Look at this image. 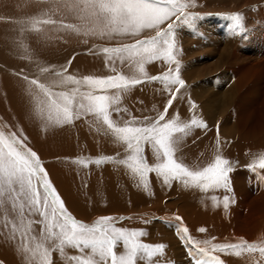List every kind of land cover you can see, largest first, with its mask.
<instances>
[{"label":"bare ground","instance_id":"1","mask_svg":"<svg viewBox=\"0 0 264 264\" xmlns=\"http://www.w3.org/2000/svg\"><path fill=\"white\" fill-rule=\"evenodd\" d=\"M47 8L46 0H0V129L7 126L27 137V146L40 154L49 178L72 214L75 209L76 216L79 212L81 217L77 219L91 224L98 214L117 212L118 216L113 217L125 218L118 220V227L143 230V242L166 244L163 259L174 264H192V261L177 232L152 220L158 216L175 224L180 223L175 218L181 217L190 234L200 241L215 237L214 242L218 243H234L240 238L264 243V181L260 179L264 170L260 169L257 175L247 167L264 154V0H197V6L190 10L198 13L199 18L192 26L184 25L177 30L176 55L186 85L173 102V108L182 118L190 119V101H194L198 105L197 113L208 124L207 129H195L186 138L179 155L190 166H204L215 154L219 126L221 152L234 164L230 178L235 202L227 210L222 198L229 193L223 189L203 192L185 188L179 182L169 187L152 173L150 187L145 190L137 186L124 166L78 165L75 163L78 158L125 155L121 145L98 133L88 120L44 130L38 120L30 118L27 84L22 75L31 78L38 74V63L66 67L68 74L78 78L108 75L111 73L105 67L104 57L93 54L97 48L132 43L154 33L145 30L136 38L109 39L83 32H57L51 27L41 34L26 30L24 22ZM232 13L242 15L243 32L234 34L227 18ZM68 22L80 23L75 18H69ZM167 67L163 61H156L146 65V70L149 75H156ZM120 70L130 73L127 67ZM167 99L169 94L158 82H149L127 93L123 106L135 117L154 116L156 111L163 110ZM172 111L170 108L169 112ZM121 115L129 118L124 113ZM145 154L149 163H153L147 146ZM212 196L220 199L219 206L213 205ZM4 221L5 216L0 214V225ZM36 227L38 230L39 226ZM201 227L207 231L199 232ZM117 251H123L122 245ZM66 252L78 254L70 248ZM219 255L225 264H252L247 254ZM53 260L54 264H66L58 253H53ZM0 264H26L16 245L2 233ZM138 264L148 262L138 261Z\"/></svg>","mask_w":264,"mask_h":264},{"label":"snow or ice","instance_id":"2","mask_svg":"<svg viewBox=\"0 0 264 264\" xmlns=\"http://www.w3.org/2000/svg\"><path fill=\"white\" fill-rule=\"evenodd\" d=\"M46 3L47 11L24 22L26 30L41 34L51 27L57 32H83L109 39L136 38L145 30L154 35L136 38L132 43L97 48L93 54L104 57L105 67L111 73L108 75L78 78L68 74L66 67L38 63V74L31 78L22 75L27 84L30 118L38 120L44 130L88 120L98 133L121 145L125 155L78 158L75 161L78 165L124 166L137 186L145 190L150 187L152 173L169 187L179 182L185 188L203 192L223 189L229 193L222 198L227 210L235 202L230 178L234 164L221 152L219 126L215 154L204 166H190L179 155L186 138L195 129L208 128L194 101H190V119L182 118L173 108V102L186 85L176 55L177 30L184 25L192 26L199 18L198 13L190 11L197 6V0H46ZM69 18L80 23L68 22ZM227 18L234 34L244 31L240 13L229 14ZM156 61L167 64V70L149 75L146 65ZM122 67L130 69V73L125 74L120 70ZM149 82H158L169 99L154 116H132L123 106L124 96ZM121 113L129 118L124 119ZM26 141L22 133L18 135L7 126L0 129V214L5 216L0 233L16 245L26 264H54L53 253H58L66 264H138V261L174 264L163 259L166 244L143 242V230L118 227V220L124 217L101 216L89 224L73 216L40 156ZM146 146L152 152L153 163H149L145 154ZM247 167L254 173L257 169L264 170V154ZM260 179L264 181V175ZM211 200L214 206L221 203L216 196ZM175 219L180 221L174 227L192 264H225L220 253L237 257L247 254L252 264H264V243L243 238L234 243H218L214 242L215 237L200 241L190 234L181 217ZM198 231L204 233L207 229L201 227ZM121 245L123 251H117ZM69 248L78 254L69 255L66 252Z\"/></svg>","mask_w":264,"mask_h":264},{"label":"rangeland","instance_id":"3","mask_svg":"<svg viewBox=\"0 0 264 264\" xmlns=\"http://www.w3.org/2000/svg\"><path fill=\"white\" fill-rule=\"evenodd\" d=\"M191 11V10H190ZM206 26H208V25H206ZM149 35H154V33L153 34H149ZM149 35H147V36H149ZM220 37H223V35L222 34H220ZM211 38H213V36L211 37ZM211 38H209V40H212ZM39 156H40V154L39 153H37ZM42 162H44L43 160H42ZM44 164V163H43ZM44 167L46 168V170H47V167H46V165L44 164ZM249 169V168H248ZM259 171H260V169H258L257 170V173H259ZM47 172H48V170H47ZM52 180V179H51ZM52 182L54 183V181L52 180ZM54 186H55V183L53 184ZM55 188H56V186H55ZM57 189V188H56ZM57 191H58V189H57ZM58 193H59V191H58ZM65 202V201H64ZM67 208H68V210H69V208L70 207H68V206H66ZM70 212L72 211V209H70L69 210ZM73 216H75V217H78V218H81L80 216H78V215H80V213L78 212V215L76 216V214L77 213H75L76 212V210L75 209H73ZM72 213V212H71ZM115 212H113V213H103V214H98L97 215V218H99V217H101V216H113V215H117L118 216V214L119 213H115ZM108 214V215H107ZM110 214V215H109ZM162 216H158V217H156L155 219H152V220H155V222H157V223H160L163 227H165L166 229H170L171 231H176V229H175V227H173L174 226V222H172V221H170V219L169 218H161ZM82 218H83V215H82ZM169 219V220H168ZM159 220V221H158ZM165 220V221H164ZM167 221H169V222H167ZM164 222V223H163ZM166 223V224H165ZM167 225H169V226H167ZM174 228V229H173Z\"/></svg>","mask_w":264,"mask_h":264}]
</instances>
